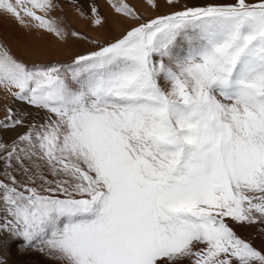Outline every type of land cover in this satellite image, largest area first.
<instances>
[{
    "label": "snow or ice",
    "instance_id": "snow-or-ice-1",
    "mask_svg": "<svg viewBox=\"0 0 264 264\" xmlns=\"http://www.w3.org/2000/svg\"><path fill=\"white\" fill-rule=\"evenodd\" d=\"M240 228L264 237V0H0V264H264Z\"/></svg>",
    "mask_w": 264,
    "mask_h": 264
},
{
    "label": "rangeland",
    "instance_id": "rangeland-1",
    "mask_svg": "<svg viewBox=\"0 0 264 264\" xmlns=\"http://www.w3.org/2000/svg\"><path fill=\"white\" fill-rule=\"evenodd\" d=\"M237 231H238V234L241 235L246 240H251L255 247H257L258 249L264 250L262 249V244H261V241L262 239H264V237H261L260 235H258L256 229L240 228V229H237ZM8 260H9V264H23L25 260H37L40 262V264L53 263L52 261L45 260L43 257H40V256L29 255L28 257H23L18 253L15 247L10 250L8 254Z\"/></svg>",
    "mask_w": 264,
    "mask_h": 264
},
{
    "label": "bare ground",
    "instance_id": "bare-ground-1",
    "mask_svg": "<svg viewBox=\"0 0 264 264\" xmlns=\"http://www.w3.org/2000/svg\"><path fill=\"white\" fill-rule=\"evenodd\" d=\"M85 9L87 8V3L85 2ZM143 11V9H141ZM103 12H105V14H107V10L106 9H102ZM68 22H69V26L71 29L73 30H78V31H81L83 32L84 34L86 35H90L91 37H96L98 35H100V33L96 32V31H93L88 25H87V22L76 17L73 13L69 12L68 14ZM8 26H11L12 28H15V25L12 24L11 21H7L5 22V27H8ZM120 30V27L117 25L116 26V31L119 32ZM115 33H113L114 35ZM106 37L105 36H101V39H105ZM49 39H52V38H49ZM71 44V41L69 42ZM80 48H84V47H88L87 44H81L79 45ZM53 264V263H51Z\"/></svg>",
    "mask_w": 264,
    "mask_h": 264
}]
</instances>
